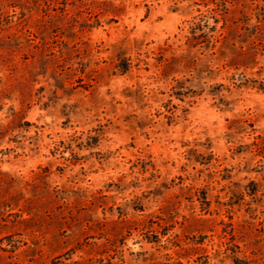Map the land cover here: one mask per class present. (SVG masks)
Segmentation results:
<instances>
[{
	"label": "rangeland",
	"instance_id": "obj_1",
	"mask_svg": "<svg viewBox=\"0 0 264 264\" xmlns=\"http://www.w3.org/2000/svg\"><path fill=\"white\" fill-rule=\"evenodd\" d=\"M236 258L264 264V0H0V264Z\"/></svg>",
	"mask_w": 264,
	"mask_h": 264
},
{
	"label": "trees",
	"instance_id": "obj_2",
	"mask_svg": "<svg viewBox=\"0 0 264 264\" xmlns=\"http://www.w3.org/2000/svg\"><path fill=\"white\" fill-rule=\"evenodd\" d=\"M211 28H214V27H211ZM211 30H212V29H211ZM202 36H203L204 38H206V41H204V42H208V43L211 42L210 39H211L212 36H211V34H209V32L203 31ZM240 261H241V260L238 259V258L235 259V262L238 263V264H239Z\"/></svg>",
	"mask_w": 264,
	"mask_h": 264
}]
</instances>
